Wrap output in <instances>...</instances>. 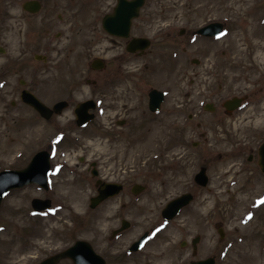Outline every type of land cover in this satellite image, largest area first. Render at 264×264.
<instances>
[{"label":"flooded vegetation","instance_id":"af4514ba","mask_svg":"<svg viewBox=\"0 0 264 264\" xmlns=\"http://www.w3.org/2000/svg\"><path fill=\"white\" fill-rule=\"evenodd\" d=\"M206 3L212 8L221 2ZM118 4L119 0H0V40L14 38L17 42L14 58L5 60L0 66V81H8L14 75L18 84V101L13 104H18V134H22L19 136L23 139L18 145L20 149L14 168L24 171V184L15 190L18 199L22 198V203L30 206L28 219L34 220L32 230H18L13 244L12 241L6 242L9 239L8 225L1 223L0 216V264H18L26 255L34 258L32 264H41L73 245L78 239L69 245L66 241L68 230L55 231L52 227L57 221L54 216L62 218L69 209L67 200L77 195H83L89 201L85 216L95 214V221L87 224L84 237L79 238L91 244L95 256H91L84 245L80 251L81 257L85 256L82 264H97V260L100 261L98 256L105 260V264H113L111 260L119 256L113 250L117 240L134 228V221L129 217H133L135 204L150 188L144 182L135 181V172L131 168H126L122 174L114 166V158L110 159L107 154L99 153L90 160L85 154L88 151L87 136H94L99 147L106 146L111 150L122 140V131L118 128H132L135 121L147 118L169 117L176 123L182 119L197 120V130L203 127L204 121H213L224 137L221 139L212 133L215 142L226 144L230 135L224 128V121L232 116H242L243 120L264 117V76L260 74L254 78L249 72L255 66H244L245 74L242 71L239 75L243 90L239 95H231L230 91L224 95L225 90L230 89L231 67L235 68L231 64L230 49L225 48L218 37L198 33L201 27L213 21L222 22L226 27L223 16L209 18L204 25L188 33V28L177 29L175 26L177 22H193L187 19L189 12L183 11V1L145 0L139 16L132 22L129 35L123 37L110 34L104 26L105 18L115 12ZM153 7L159 11L152 12ZM205 13L213 14L214 11ZM156 20L162 21L165 28L160 29L162 31L156 38H151L147 32ZM137 37L149 38V46L144 49L138 45L137 50H131ZM200 40L209 46L197 49L202 54L195 56L190 66L180 64L184 49ZM153 60L169 61L171 72H191L197 79L192 80L185 92H177L174 104L169 108L166 105L172 88L150 87L133 79L135 66L140 65V61L143 62L141 70L151 66L158 68L157 64L150 65ZM154 90L165 92L157 112L151 108ZM236 96L240 98V107L230 109L225 103ZM87 101L91 105L86 114H93V119L80 125L78 119L82 112L79 111ZM128 115L132 116V121ZM107 121L109 125H105ZM176 123L175 130L180 134ZM111 130L114 133L109 135ZM195 132L198 134L196 129ZM199 136L209 138L207 131H200ZM138 141L133 139L134 144ZM263 143L264 130H257L251 138L247 140L246 137L236 145L238 148L245 145L252 151L248 158L250 162L255 161L253 159L258 154L256 164L264 176L259 162V149ZM199 144L194 142L195 146ZM181 145L180 136L176 137L174 147L181 148ZM75 153H79L78 159L72 161ZM194 186L199 185L194 183ZM166 191L163 182L161 192ZM184 193L195 195L190 190ZM104 194L108 197L92 208V198L98 199ZM115 201H119L115 207L117 210H110L117 221L110 230L113 244L100 248L93 225L101 223L99 216L109 212L108 208ZM48 204L50 207L45 208ZM195 238H192L193 242ZM134 241L131 240L122 252L128 258L135 253L129 251ZM56 242L62 248L53 251ZM181 244L187 243L183 241ZM198 247L199 244L196 247L193 243V255L197 254ZM200 259L203 258L193 259L189 264ZM56 264L74 262L63 258Z\"/></svg>","mask_w":264,"mask_h":264},{"label":"rangeland","instance_id":"374dc122","mask_svg":"<svg viewBox=\"0 0 264 264\" xmlns=\"http://www.w3.org/2000/svg\"><path fill=\"white\" fill-rule=\"evenodd\" d=\"M164 1L184 2L183 11L189 12L187 19L193 22H177L175 26L177 29L188 28V33L204 25L209 18H225L227 31L221 37V42L225 48L230 49L231 64L235 68L231 67L230 89H226L224 95L228 91L231 95H239V91L243 90L239 75L242 71L245 74L244 66H255L249 72L252 77L257 78L260 74L264 76V0ZM206 2L221 3L211 8ZM208 10H213L214 13L206 14ZM151 11L159 10L153 7ZM161 28L164 30L165 25L156 20L147 34L156 38L162 31ZM0 44L6 48V52L0 53L1 66L5 60L14 58L17 42L10 38L0 40ZM208 46L206 41L200 40L196 45L184 49L180 55V64L190 66L191 60L202 54L197 49H206ZM142 64L140 61V65L137 63L135 66L133 79L150 87L172 88L167 108L174 104L177 92H185L191 86L192 80H197L191 72H171L169 61L166 60H153L150 65L157 64L158 68L155 69L151 66L150 69L145 70L143 67L141 70ZM166 67L168 70L164 71ZM17 91L18 84L14 75L8 81H0V170L16 166L20 149L18 145L23 139V136H19L22 134H18V104H13L18 98ZM232 117L223 122L230 135L226 144L215 142L212 133L218 138L224 137L220 127L215 126L213 121H204L203 127L197 130V120L182 119L176 123L169 117L158 120L147 118L145 121H135L132 128H118V131H122V140L111 150L106 146L99 147L94 136H87L85 144L88 151L85 154L90 160L99 153L107 154L111 156L110 159L114 158V166L122 174L126 168H131L135 172V181L144 182L150 188L135 204L133 217H129V220L134 221V228L117 240L118 244L113 250L119 256L111 260L113 264H189L193 259L208 256H217V264H264V176L260 174L256 164L258 154L253 159L255 161L250 162L248 158L252 151L244 147L245 145L239 148L236 145L237 142L245 141L246 137L247 140L251 138L252 133L257 130H264V117L253 120H243L242 116ZM127 118L132 121L131 115ZM175 123L179 124L180 134L175 130ZM109 124L107 121L105 125ZM200 131H207L209 138H200ZM112 133L113 130L109 135ZM219 133L221 134L218 135ZM179 136L182 145L181 148H175V139ZM133 139L139 140L138 143L134 144ZM196 141L201 144L195 146ZM78 155L79 153H75L72 161L77 160ZM202 166L208 168L210 183L206 187H196L193 176ZM163 182L167 189L165 193L161 192ZM189 190L195 194L194 201L178 218L170 222L163 221L161 210L165 204L171 198ZM23 201L22 198L18 199V193L13 190L0 210L1 223L8 225L7 243L12 241L14 244V236L19 229L34 228V220L28 219L27 214L30 206L24 205ZM118 202H112L109 212H103L99 216L101 223L93 225L97 232L96 242L101 243L100 248L112 243L110 230L117 221L114 219V212L110 210H117L115 207ZM19 205L21 207L18 209ZM67 207L69 209L62 218L54 216L57 221L52 228L55 231L64 228L68 230L69 238L66 241L71 245L75 240L84 237L83 232L87 224L95 221V214L85 216L84 211L89 208V201L83 195L69 198ZM18 210H22V213H18ZM154 227L155 232L150 234L140 251L129 255L131 258L122 253L131 240L138 239L145 231ZM221 230L225 234L223 238L220 235ZM197 236H201V242L197 254L193 255L192 238ZM183 241L187 244L182 245ZM58 243H55L56 248L53 251L62 248ZM33 260L30 256H22L18 264H32Z\"/></svg>","mask_w":264,"mask_h":264},{"label":"water","instance_id":"95a60500","mask_svg":"<svg viewBox=\"0 0 264 264\" xmlns=\"http://www.w3.org/2000/svg\"><path fill=\"white\" fill-rule=\"evenodd\" d=\"M143 3L144 0L120 1V4L116 8L115 13L106 19L105 21L106 29L110 33L115 35L128 36L132 19L139 15V10ZM221 29H222L221 24L213 23L208 25L206 28H203L201 31L209 34H215L217 32H220ZM133 42L135 43V46H133L131 49L136 50L138 45L140 46V43H143L144 47L148 46L149 41L143 38H135ZM237 103H238V99H234L230 105V108H233ZM87 108L88 107H86L85 110H87ZM82 117L83 115H80V118ZM84 118L87 119V117ZM260 153H261V162L264 169V145L261 147ZM18 176H20V174L15 170H6L0 173V202L4 194L7 193L10 189L24 184V182L18 181ZM197 180L203 184H206L208 182V178L206 176V168H202L201 173H199L197 176ZM105 197H107L106 194L102 195L98 199L93 198L91 206L96 207ZM191 200H192V196L189 194H185L169 202V204L166 206V208L163 211L165 218L166 219L174 218L180 212L182 207L190 203ZM146 236L147 235L143 236L142 240H144ZM81 244H82L81 242H78L75 246L66 250L65 252L48 259L44 264H56V262L62 257H72L75 260V264H82L83 261L79 251L82 247ZM134 248L135 249L139 248L138 242L135 243ZM214 262H215L214 259L210 258L204 261H200L196 264H214Z\"/></svg>","mask_w":264,"mask_h":264}]
</instances>
